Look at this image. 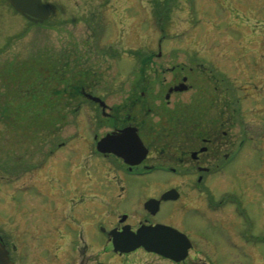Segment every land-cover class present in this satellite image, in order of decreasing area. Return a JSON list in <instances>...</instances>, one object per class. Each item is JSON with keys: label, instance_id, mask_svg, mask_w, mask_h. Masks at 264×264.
<instances>
[{"label": "flooded vegetation", "instance_id": "af4514ba", "mask_svg": "<svg viewBox=\"0 0 264 264\" xmlns=\"http://www.w3.org/2000/svg\"><path fill=\"white\" fill-rule=\"evenodd\" d=\"M181 1L188 8L186 23L192 14H212L203 3L199 6L200 0ZM4 3L13 16L26 22L23 38L32 29L44 31L53 16L51 7L43 2L48 17L42 22L17 12L6 0ZM150 4L151 22L159 35L132 51L135 63L131 84L126 87L123 78L116 79L117 90L126 92L121 101L108 104L98 93V89L106 93L107 83L97 82L88 68L76 70L75 59L63 67L53 64V68L43 69L49 57L59 61L56 52L35 56L39 63L34 72L41 73L37 83L28 80L29 84L11 87L7 80L4 93H0V105L5 106L0 108V244L11 264H15L12 254L28 241L30 255L40 259L35 263L60 264L58 253L68 252L66 247L61 250L69 235L66 223L76 219L79 229L82 225L81 231L77 230L79 237L88 246L83 236L93 227V199L98 198L119 201L133 197L139 201L141 214L133 213L140 217L133 220L132 213L116 212L104 219L107 228L101 224L98 229L106 245L94 264H105L99 260L112 249L109 233L120 232L125 226L132 232L156 226L176 231L181 236L174 234L178 239L171 242L177 256L182 255V236L186 237L190 248L180 262L142 248L133 252L165 264H230L223 260L230 250H220L214 235L203 231L206 224L219 225L221 238L238 247L249 233L242 225L250 223L245 205L256 203L261 193L245 187L244 178H237L233 166L238 155L245 160L251 152L247 145L253 132L249 120L252 108L247 104L252 97L239 96L236 79H229L219 63L245 59L247 52H237L235 58H230V53L216 50L222 41L215 44L210 35L168 36L166 26L172 21L174 0H151ZM97 11L87 10L76 18L78 23H87L90 36L86 38L92 43L104 42L103 33L97 38L91 31L92 26L104 23L100 19L104 10ZM57 21L50 27L55 29ZM190 43L203 50L213 48L214 53L205 52V56L212 57L220 73L203 57L192 62L194 67L186 63L173 65V61L191 62L187 50ZM121 55L118 53L116 59L124 57ZM259 75L260 79L255 78L262 80L263 72ZM15 119L21 128H17V138L13 139L9 123ZM64 129H68L65 135L61 133ZM105 137L111 138L109 144L116 151L122 137V143L131 147L130 153L121 158L97 151ZM237 180L242 188L238 194L245 198L235 195ZM261 184L264 195V181ZM166 193L169 195L162 200ZM151 200L157 204L146 208ZM263 204L257 205L264 216ZM195 217L201 219L199 224Z\"/></svg>", "mask_w": 264, "mask_h": 264}, {"label": "rangeland", "instance_id": "374dc122", "mask_svg": "<svg viewBox=\"0 0 264 264\" xmlns=\"http://www.w3.org/2000/svg\"><path fill=\"white\" fill-rule=\"evenodd\" d=\"M150 1L42 0L43 3L51 7L53 16L45 25L44 31L32 29L23 38L21 35L24 32L23 28L26 26V22L13 16L12 12L5 6L4 1L0 0V93H4L7 80L11 87L29 84L28 80L37 83L41 73L34 72L39 63L35 60L37 59L35 56L40 53L51 54L56 52L60 56L59 61L49 57L51 59L45 61L43 69L53 68V64L55 66L59 64L60 67H63L65 63L68 65V62L75 59V62L78 61L79 68L76 70L83 71L88 68L91 71L90 75L96 76L97 82L101 81V85L107 83L109 88L106 93L100 89H98V93L105 97L108 104L121 101L126 92L120 93L116 83L121 77L127 83L126 87L131 84V74L135 63L132 51L137 45L159 35V29L154 28L150 18L153 13ZM174 3L173 9H171L172 21L166 26L168 36L195 38L203 34L206 37L210 35L215 44L222 41L216 50L230 53V58H235L237 52H247L245 59L239 61L226 60L219 63L229 79L232 77L236 79L234 85L237 87L236 92L239 96L252 97L247 104V107L252 108L251 116L253 118H249L253 132L247 145L251 152L245 160L240 159V155H238L233 168L236 169L237 178H244L245 187L258 191L261 195L256 203L245 205L250 223L242 225L243 229L246 228L249 233L243 236L245 239L239 241L240 247L221 238L222 231L219 225L206 224L202 226V229L214 235L216 241L220 242V250H230L223 259L224 261L228 260L231 262L230 264H264V216L262 209L258 207V205H262V202L264 203V195L261 191L263 186L261 183L264 181L262 177V167L264 166L262 161L264 160V110L262 109L264 107V77L262 80L256 79H260L259 73L263 72L264 74V0H200L199 6L203 3L207 10L212 11V14H192L189 16L188 23H186L187 6L181 0H174ZM99 9L104 10L100 18L104 20L102 21L104 23L99 25L97 23V26H92L91 31H94L97 38L100 32L103 33L104 42L96 43L93 40L94 43H92L89 38H86L90 36V30L85 25L87 23L84 21L78 23L76 18H81V13L83 14L87 10L90 13H95ZM139 10L140 12L136 13ZM202 10L204 9L201 8ZM55 20H58V24L53 29L50 26ZM73 22L76 24H72ZM194 45V43H190L189 49H187L190 52L189 59L191 62L180 60L173 61L172 64L186 63L189 67H194L192 62H199L203 57L210 62V68L220 73L219 68L214 64L215 62L213 63L212 57L210 55L205 56V52L214 53L213 48L203 50L202 46L194 47ZM142 48L139 46V50ZM111 53L114 54L111 55ZM118 53L124 57L116 59ZM198 53L203 56L200 54L197 56ZM7 70H9L8 73ZM43 77L45 76L43 75ZM113 87L115 88L112 89ZM4 107L2 104L0 105L1 109ZM44 124L47 125L48 122L45 120ZM9 126V133L12 134V138H17V128H21V124L15 119L10 121ZM67 130L64 129L61 133L65 135L68 133ZM12 142L15 144V141ZM236 184L235 195L245 198V196L238 194L242 192L240 181L237 180ZM131 195H134V191H131ZM93 200V227L83 236L89 245L86 247L84 241L79 237L82 225L79 229L77 219L75 222L66 223L69 235L65 237L64 246L61 247V250H65L66 247L68 252L58 253L57 262L60 264H72V261H76L77 264L81 262L94 264L97 256L103 253L106 245L103 233L98 229V226L102 224L106 229V223L102 222L108 216L114 215L116 212H123L132 213L130 218L133 220L140 218L135 214L133 215L135 212L141 214V208L138 207L139 201L136 202L137 200L133 197L129 196L126 200L119 201H108L103 198ZM75 205H78L77 201H75ZM200 221L201 219L195 217L196 224H199ZM23 242L24 239L21 244ZM196 243L202 244L201 241H196ZM73 247H75L74 250ZM29 248L28 241L24 247H20L18 252L12 254V260L15 264H38L35 262L40 259L33 258ZM99 261L105 264H165L157 258L139 253L120 257L114 256L111 249L103 254ZM213 264L221 263L217 261Z\"/></svg>", "mask_w": 264, "mask_h": 264}, {"label": "water", "instance_id": "95a60500", "mask_svg": "<svg viewBox=\"0 0 264 264\" xmlns=\"http://www.w3.org/2000/svg\"><path fill=\"white\" fill-rule=\"evenodd\" d=\"M9 4L19 13L29 15L42 22L48 17L47 7L42 4L40 0H7ZM95 101H99L97 98H91ZM125 134L127 130L123 131ZM110 137H105L97 145V151L103 153H114L118 157L125 158V154L130 153L131 147L127 144L124 145L123 138L119 137L118 143L119 150L111 149L112 144H109ZM136 140H138L136 138ZM127 143V142H126ZM169 193L162 196V200H165ZM157 204V201H148L145 207L153 206ZM125 220V217L122 221ZM174 234H178L176 231H172L169 228L156 226V227H140L136 232H132L128 226L121 229L120 232L112 231L109 233V240L113 247V252L119 255L129 254L135 250L142 248L148 253H156L167 259H172L175 262L182 261L187 254L190 244L186 237L182 236V255H175L176 250L173 247V240L178 239ZM181 236V235H179ZM167 239V240H166ZM0 264H11L9 261L8 253L0 245Z\"/></svg>", "mask_w": 264, "mask_h": 264}, {"label": "trees", "instance_id": "16d2710c", "mask_svg": "<svg viewBox=\"0 0 264 264\" xmlns=\"http://www.w3.org/2000/svg\"><path fill=\"white\" fill-rule=\"evenodd\" d=\"M5 1V0H4ZM159 13V12H158Z\"/></svg>", "mask_w": 264, "mask_h": 264}]
</instances>
